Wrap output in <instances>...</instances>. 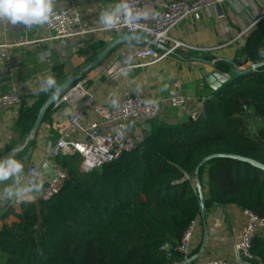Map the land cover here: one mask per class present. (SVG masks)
Returning <instances> with one entry per match:
<instances>
[{
	"label": "trees",
	"instance_id": "16d2710c",
	"mask_svg": "<svg viewBox=\"0 0 264 264\" xmlns=\"http://www.w3.org/2000/svg\"><path fill=\"white\" fill-rule=\"evenodd\" d=\"M52 90L41 93L42 102ZM20 107L19 124L30 133L39 107ZM248 111L262 123L255 132ZM212 153L264 164V65L212 92L198 117L159 124L100 169L81 173L78 155L58 158L67 172L58 194L22 202L20 221L0 228L4 264L183 262L176 248L201 212L195 169ZM199 174L206 209L236 205L264 217V171L215 158ZM251 252L253 264H264V233L252 240Z\"/></svg>",
	"mask_w": 264,
	"mask_h": 264
},
{
	"label": "crops",
	"instance_id": "0c3cea01",
	"mask_svg": "<svg viewBox=\"0 0 264 264\" xmlns=\"http://www.w3.org/2000/svg\"><path fill=\"white\" fill-rule=\"evenodd\" d=\"M193 1V0H187ZM118 0H54L56 10L71 4L78 6L84 28L88 33L71 39L51 40L45 25L12 26L0 21V93L12 85L16 86L26 107L39 110L43 103L41 93L44 78L48 75L59 80V85L75 74L93 96V105H108L114 100L130 96H144L148 99H164L171 96H184L186 104L180 108H166L156 119L147 123L129 120L125 132L136 141L145 138L152 129L161 123L175 124L187 117H198L212 89L207 85L202 70L212 73L218 70L230 77V81L254 64L264 61V18L256 21L264 10V0H227L221 12L213 8L210 12H200L197 16L184 19L171 30V35L185 45L166 54L159 62L144 67L129 68L113 73L112 69L118 53L125 47L144 43L132 39L116 47L91 69L88 66L115 39L124 33L102 30L98 22L100 11L114 5ZM146 19L152 20L161 7L155 0H144ZM247 30L243 35L241 32ZM28 40L19 44L21 40ZM80 43L84 45L80 47ZM171 44L159 48L166 53ZM210 63L208 64V62ZM19 65L14 73L10 66ZM58 85V86H59ZM52 90L49 95L53 92ZM48 98V97H47ZM79 105H68L57 100L47 111L34 137L23 131L19 124V108L0 107V159L13 157L24 165L21 184L37 180L39 191L31 194L34 201L41 198L50 180L49 168L51 150L56 142L64 137L82 140L80 129L70 125L74 110ZM38 110V112H39ZM98 120L92 108L84 110L81 126L88 127ZM259 125L254 131L262 126ZM104 131V130H103ZM33 146L24 152L29 143ZM36 168V175H29V169ZM12 178L0 182V228L20 221L22 204L14 202L2 191L12 184ZM33 202V201H25ZM225 215V217H223ZM206 242L201 257L191 264H207L211 259L234 260V245L241 238L246 218L243 208L236 205H214L206 210ZM205 228L201 217L197 219L191 255L196 254L204 239ZM5 256L0 254V264ZM175 264H182L175 263Z\"/></svg>",
	"mask_w": 264,
	"mask_h": 264
},
{
	"label": "built area",
	"instance_id": "2783aa9c",
	"mask_svg": "<svg viewBox=\"0 0 264 264\" xmlns=\"http://www.w3.org/2000/svg\"><path fill=\"white\" fill-rule=\"evenodd\" d=\"M226 1L155 0L160 5L161 10L152 20H148L146 17L127 21L122 19L117 27L112 29L102 27V30L115 33L142 34L149 40L141 45L125 47L120 50L112 69L113 73L159 62L166 54L185 45L171 35L172 29L177 27L184 19L197 16L200 12L204 11L210 14L216 5H222ZM129 3L136 9H145L144 0H129ZM263 18L264 10L258 14L256 21ZM44 25L49 33L48 39L51 40L71 39L89 32L82 24V16L78 6L74 4L60 10L53 9L49 21ZM246 31L243 30L241 35ZM27 41L23 39L19 44H24ZM158 44H171V47L166 53H161ZM79 45L81 47L84 44L80 43ZM19 68V65L10 66L9 72L14 73ZM92 98L91 93L84 87V81L78 80L58 99L59 102L68 105H79L74 110L70 125L74 129L82 130L84 138L82 140H70L62 137L56 142L50 154L53 161L49 163L53 178L49 180L42 192L41 198L43 199H50L58 194L67 178V172L58 163V158L61 156L78 155L80 157L78 167L81 173L100 169L104 165L113 162L124 151L135 147L136 139L125 132V125L129 120L140 123L151 122L166 108L177 109L186 104L184 96L148 99L136 95L114 100L108 105H93ZM22 103L20 91L14 85L5 92L0 93L1 108H19ZM89 108L93 109L98 120L83 128L80 122L81 116L84 110ZM36 174V168L29 169V175ZM25 201H34V198L31 196L30 199H21L19 202H17L16 197L14 198V202L18 204ZM243 214L246 222L241 238L234 245L235 259L215 258L209 260L207 264H253L252 240L257 235L264 233V217L247 209H243ZM196 221L192 222L184 232L180 244L176 248V251L183 256L184 260H187L191 255V243ZM175 263L177 262L172 264Z\"/></svg>",
	"mask_w": 264,
	"mask_h": 264
},
{
	"label": "clouds",
	"instance_id": "9594fccd",
	"mask_svg": "<svg viewBox=\"0 0 264 264\" xmlns=\"http://www.w3.org/2000/svg\"><path fill=\"white\" fill-rule=\"evenodd\" d=\"M54 0H0V21H7L9 25L31 27L32 25L46 24L53 13ZM147 13L142 9L134 8L129 0H118L114 5L100 11L98 22L105 29L117 27L121 22L127 20H139L144 18ZM156 16V12H152ZM264 56V51H261ZM49 89L59 91L56 79L48 75L44 78L42 91ZM24 170L23 163L13 157L0 159V182L12 178L13 183L5 185L2 191L9 199L13 196L17 202L21 199H30L33 190L39 191V183L33 179L28 184H21V177ZM27 194V196H26Z\"/></svg>",
	"mask_w": 264,
	"mask_h": 264
},
{
	"label": "water",
	"instance_id": "95a60500",
	"mask_svg": "<svg viewBox=\"0 0 264 264\" xmlns=\"http://www.w3.org/2000/svg\"><path fill=\"white\" fill-rule=\"evenodd\" d=\"M215 8L221 12V6L220 5H216ZM132 39H137V40H141L143 42H148V38L143 36L142 34H134V33H130V34H124L123 36L115 39L111 44H109L103 51L102 53L88 66L87 69H91L92 67H94L95 65H97L107 53H110L112 51H114L116 49V47L124 42L130 41ZM163 45L158 44V48H162ZM210 63V61L208 62V64ZM264 65V61L261 63H257L254 64L252 68L246 70V71H241L239 72V75L245 74L247 72H250L252 70H256L257 68L261 67ZM202 75L203 77L206 79V83L207 85L212 89L213 92L218 91L220 88H222L225 84H227L230 81V77L228 75H225L224 73L215 70L212 73H208L206 70H202ZM81 78V74H75L73 76H71L70 78H68L67 80H65L63 83H61L58 87H59V91L55 92L54 91L48 96V98L45 100V102L43 103V105L41 106L38 114H37V118L36 121L34 123L33 126V132L31 133L30 137H34L36 134V131L38 130L45 114L46 111L60 98V96L69 88L71 87L76 81H78ZM74 154H72L73 156ZM215 158H231V159H235V160H239L242 162H246L248 163L250 166L254 167L255 169H258L260 171H264V164H262L261 162L254 160L252 158L249 157H245L242 155H238V154H233V153H212L209 154L207 156H205L197 165L196 169H195V173H194V183H195V187L197 190V194L199 197V203H200V217L203 220L204 223V228H205V234H204V239H203V243L199 249V251L196 254H192L189 256V258L187 260H184L182 262V264H191L192 262H194L195 260L199 259L203 253L204 247H205V242H206V220H205V216H206V205H205V195H204V188L202 185V181L200 178V168L206 164L208 161L215 159ZM49 177L50 179L53 178V172L51 170V168H49Z\"/></svg>",
	"mask_w": 264,
	"mask_h": 264
},
{
	"label": "rangeland",
	"instance_id": "374dc122",
	"mask_svg": "<svg viewBox=\"0 0 264 264\" xmlns=\"http://www.w3.org/2000/svg\"><path fill=\"white\" fill-rule=\"evenodd\" d=\"M246 122L247 124L249 125V128H250V131H254L256 128H258V119H256L252 114L251 112L248 111V115L246 116ZM260 126V125H259ZM254 177V173L251 175V178Z\"/></svg>",
	"mask_w": 264,
	"mask_h": 264
}]
</instances>
